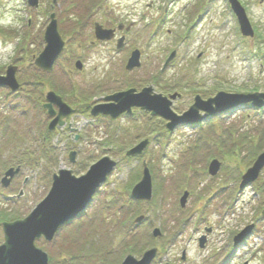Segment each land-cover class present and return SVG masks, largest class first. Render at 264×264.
Returning a JSON list of instances; mask_svg holds the SVG:
<instances>
[{
  "label": "rangeland",
  "instance_id": "374dc122",
  "mask_svg": "<svg viewBox=\"0 0 264 264\" xmlns=\"http://www.w3.org/2000/svg\"><path fill=\"white\" fill-rule=\"evenodd\" d=\"M239 1L256 30L255 38L241 34L230 0H38L37 7L29 5V0H0V75L10 66L16 68L20 80L40 73L34 58L44 52L49 16L55 13L66 46L55 62L50 83L62 90L72 107L81 99L88 98L90 103L129 88H136L137 93L147 87L163 95L180 93L182 97L172 108L178 114L188 112L197 99H212L221 92L264 94V0ZM96 24L115 34L99 40ZM119 25L131 31L115 29ZM137 50L142 65L127 72L132 52ZM173 51L175 59L163 71ZM77 61L83 65L81 71ZM34 91L42 95L54 90L48 86L43 93L39 84L32 83L16 96L0 89V121L15 116L5 125L12 128L15 122L22 126L29 122L41 134L39 123L48 118L33 108L32 103L41 100ZM197 95L201 97L195 101ZM250 107L242 104L239 108L243 110L173 134L161 115L151 118L140 112L108 119L110 115L103 113L92 117L91 109L76 113L69 122L84 129V139L62 140L56 154L45 151L56 164L52 176L71 170L88 174L101 162L99 173L104 170L103 159L109 157L115 167L107 172L109 178L99 187L86 217L75 220L66 234L62 231L49 242L41 236L34 246L48 254V264H123L128 255L140 258L137 249L152 243L148 241L152 230L160 228L163 236L153 238L157 244L153 247L162 246L167 253L153 264H264V172L252 188H239L252 159L264 150V138H258L264 130V108L254 111ZM94 121L99 127L85 132L87 123ZM254 128L258 130L252 132ZM147 129L153 134L145 135ZM144 141L148 144L142 153L128 154ZM28 145L26 151L42 148L35 141ZM215 158L221 168L211 176L208 168ZM145 168L150 169L159 195L150 202L131 201V190L143 182ZM42 178L46 189L36 187L28 197L33 196L34 201L17 213L25 216L51 193L56 180L52 184L49 175L48 184ZM184 190L191 196L182 209L179 199ZM142 215L147 220L136 227L135 220ZM87 217L91 223L85 227L91 242L80 240L77 251L70 242L76 240L73 232ZM0 221L10 220L1 215ZM253 223L257 227L246 247L233 255V238ZM72 225L76 227L72 229ZM207 226L213 230L207 247L201 249L199 239ZM3 239L0 230V244ZM96 242L104 245L105 254L92 249ZM184 251L186 261H182Z\"/></svg>",
  "mask_w": 264,
  "mask_h": 264
},
{
  "label": "water",
  "instance_id": "95a60500",
  "mask_svg": "<svg viewBox=\"0 0 264 264\" xmlns=\"http://www.w3.org/2000/svg\"><path fill=\"white\" fill-rule=\"evenodd\" d=\"M230 3L231 9L240 25L242 34L254 37L255 33L245 8L239 0H230ZM29 4L37 7L38 0H29ZM119 29H122V27L120 26ZM113 35L114 31L105 30L102 26L96 24V36L99 40L112 38ZM123 40L120 41L119 46L124 43ZM45 41L47 46L45 47L44 52L36 59L35 64L37 67H41V69L43 68L46 72H51L59 54L65 46V41L62 39L58 31V23L55 18L51 19L46 30ZM174 55L175 53H173L168 59L165 67L169 64ZM140 59L141 53L138 50L133 52L131 58L129 59L127 69L131 71L140 67ZM78 64V68H81V63L78 62L77 66ZM2 87L10 89L11 92H15L20 88V84L16 78V68L14 66H10L7 69L5 76H0V88ZM175 98L176 95L169 98L162 94H156L154 93L153 87H147L141 93H137L135 89H131L129 91L117 93L113 96L107 97L106 100L109 103L96 106L93 109L92 114L96 116L103 113L116 118L125 112L131 113L133 107H140L144 110L151 111L153 115H161L162 117L171 120L172 123L168 124V127L169 129H172L177 125H188L200 120V110L205 111L207 115H213L217 112L228 109L236 110L245 103H253L259 107L264 105V94L261 93L243 95L221 92L215 98L208 101L197 99L196 105H194L188 113L181 117H177L171 109L172 100ZM258 100H261L260 103ZM46 101L48 103L44 105V108L48 110L51 117H54V120L50 124V130L55 128L57 124L64 126V119L68 117L73 110L70 109L63 102L61 97L56 95L54 92L48 93ZM53 105L59 107L60 111L58 115L54 112ZM85 107H89V105H85ZM147 144L148 141H144L128 154L138 155L142 153V150ZM260 158L261 160L259 162L256 161L253 168L249 169L244 175L241 189H244L250 183L258 179L260 172L264 167V155ZM98 163L91 167L86 176L79 179L73 177L71 172L63 171L60 177L55 178L56 181L53 190L49 194L48 198L40 203L28 217L16 222L3 224L5 242L0 246V261L3 262V264H48L47 254L34 246L35 239L45 236L46 239L51 240L57 233L60 224L57 223L54 212L59 211V209H57V206L60 207L58 200H62L61 210L59 212L64 213L69 217H75L88 205L96 188L100 185V183L105 181L107 172L110 171V167L115 166V163L110 158H105L102 162L104 170L101 169V171H104L105 173H102L101 171L98 173V168L100 167L101 162L99 164ZM219 168L220 163L217 160H214L210 166V173L212 175L217 174ZM95 172L98 173L97 177H94ZM61 185L64 186V192H61L57 197V194L59 193L57 192L58 187ZM133 192L140 195L143 200H151L152 185L148 169H145L143 182L138 184L134 188ZM187 197L188 193H186L181 200L182 207H185ZM62 207L64 208L62 209ZM142 219L143 217L137 219V222H140ZM32 228H37L40 231L31 237L27 234V230ZM250 232L251 228H248L242 232L238 238H246ZM160 235V229H155L154 236L158 237ZM200 245L201 247L204 246L203 240ZM156 255L157 249L153 248L147 251L140 260L133 256H128L123 264H151Z\"/></svg>",
  "mask_w": 264,
  "mask_h": 264
},
{
  "label": "bare ground",
  "instance_id": "6f19581e",
  "mask_svg": "<svg viewBox=\"0 0 264 264\" xmlns=\"http://www.w3.org/2000/svg\"><path fill=\"white\" fill-rule=\"evenodd\" d=\"M53 18H55V20L57 21L55 13H51L50 16H49L50 21ZM253 30H255L254 27H253ZM46 46L47 45L45 44V47ZM64 50L65 49H63L61 51V53L59 54L58 58H61V56L64 53ZM54 66H55V64H54ZM36 68H37V70L40 71L39 75H41V77L44 78L43 81L41 80V84H40V91H43V93H44L45 89L47 88L46 87L47 72L45 70H43V68L41 69V67L40 68L36 67ZM26 86H28V85H26ZM24 90H25V87L24 88H19L17 91L11 92V94L17 96V95H20V93L22 94L24 92ZM33 95L35 97H37V98L39 97V99H41V101H44V100H46L48 98L47 92L45 94H42V95H37V92L34 91ZM59 111H54V112L56 113V115H58ZM228 114H231V112H226L225 113V115H228ZM2 126H4V125L2 124ZM55 128H52L50 130L51 134H59V131L57 129H55ZM257 130H258L257 128H254L251 131L255 132ZM255 134H257V133H255ZM255 138H257V137H255ZM258 138L259 139L261 138L260 140L263 141L264 130H261V135H259ZM33 141H36V136L34 134L28 133L26 138H24L22 140H16L12 135L6 133L4 131V129L0 128V142L3 143L7 147V149L10 152H12V153H17V154L25 153V151H26L25 149L28 148V143H33ZM254 148H256V147H254ZM252 151H253V149H252ZM262 155H264V150L262 152H260V153H258V152L256 153L254 158L257 159V162H259L261 160L260 157ZM109 158H111V157H109ZM43 162H44V160H41V159H38V158H30L29 159V166L27 168H23V169L20 168V169L15 170V171H13V170H4V172H0V208L12 207L14 205L12 198H14L17 201V205L16 206H19V205L25 204V203L29 204V202L31 203V202L34 201V197L33 196L30 199L28 197L30 196L31 192L35 189L36 184L39 183V185H40V183H41V177H42L41 176V164ZM18 179L23 182L24 186H21V184H20L13 191L11 189L12 188L11 184H13V182L15 180H18ZM150 181H151V185H154V181H153L152 176H150ZM246 189L247 188L240 189V191H243V190H246ZM57 192H59L57 194V197H58L61 192H64V186L61 185L60 187H58V191ZM21 193H23V194H21ZM48 196H49V194H47L46 198H48ZM129 198H130L131 201H134V202L141 201V199H142L140 197V195L136 194L133 191H131V194L129 195ZM181 200L182 199L180 198V202H181ZM58 201H59L58 204H59L60 207L57 206V209H59V211H60L61 210V205H62V200H58ZM63 208L64 207H62V209ZM59 211L54 212V215H56L55 217L57 219V223L60 224V226L62 228H61V230L57 231V233L59 232V234H55L56 236H59L62 231L64 232V234H66L65 230L71 224V221L74 220V218L72 216L69 217L68 215H66L64 213H61ZM20 220H23V219H20ZM17 221H19V220H17ZM0 226H2V224H0ZM72 227H73V225H72ZM210 228H211V226H207V227H205L203 229L204 232H201V238H204L207 235L206 238H205V242L206 243H208V235L210 233ZM39 231L40 230L37 229V228H32V229L27 230V234L32 237V236L36 235ZM75 235H76L77 238L86 239V236H85L84 232L82 231L81 227L79 228V230H76ZM150 235H151L152 238L149 236V240L148 241L152 242V243H150V244L145 243V249L146 248L153 249V241L152 240H153V238H155V239L157 238L156 236H154V230H152ZM134 238H136V237H134ZM39 240H40V238H36L35 239V243L38 242ZM201 242H202V239L200 240V244H201ZM247 243H248V240L246 238L240 239V238H238V236H235L233 238V245H234V248L237 250V252H240L242 249H244L246 247ZM92 249L94 251L95 250L97 251L98 250V246L96 244L92 245ZM90 255H92V254H89L88 256H90ZM185 259H186V257H182V260H185ZM0 264H3V262H1Z\"/></svg>",
  "mask_w": 264,
  "mask_h": 264
},
{
  "label": "flooded vegetation",
  "instance_id": "af4514ba",
  "mask_svg": "<svg viewBox=\"0 0 264 264\" xmlns=\"http://www.w3.org/2000/svg\"><path fill=\"white\" fill-rule=\"evenodd\" d=\"M102 101V100H100ZM45 141L47 139H44ZM45 149H46V146H44V149H43V153L42 154H33V153H30V154H8V153H0V172H4V170H8L9 168L5 169V162L12 158V157H16V156H21L22 159H20L18 161L17 164H11V167H14V168H18L20 167L21 169L23 168H27L29 166V159L30 158H38V159H41V160H44V162L41 164V176L43 177L42 180L47 182L49 184V175L52 176V173L54 172L55 168H56V164L53 165L52 163V160H50L49 156H47V153H45ZM51 155V154H49ZM11 156V157H10ZM59 156H57L58 158ZM56 158V157H55ZM55 161V160H53ZM10 167V168H11ZM21 184V186H24L23 182L21 180H15L13 182L12 185V190L14 191L19 185ZM39 186V183L36 184V187ZM35 187V188H36ZM46 185L44 186L42 184V182L40 183V189L42 190L43 188L46 189ZM23 194V193H21ZM13 200V206L12 207H9V208H0V216L1 215H4V218H6V220H12L10 219L12 215L16 214V210L18 208H20V210L24 209L26 207V205H28V203H25V204H21L19 206H16L17 205V201L12 198ZM30 203V202H29ZM15 206V207H14ZM3 221V220H2ZM0 221V224H3V222ZM0 230H1V226H0ZM212 228H210V233H212ZM209 233V234H210ZM207 236V235H206Z\"/></svg>",
  "mask_w": 264,
  "mask_h": 264
},
{
  "label": "trees",
  "instance_id": "16d2710c",
  "mask_svg": "<svg viewBox=\"0 0 264 264\" xmlns=\"http://www.w3.org/2000/svg\"><path fill=\"white\" fill-rule=\"evenodd\" d=\"M263 54H264V52H263ZM30 78H32V79H30ZM29 79H22L23 81H24V83L25 84H32V83H35V84H41V80L43 81L44 80V78L43 77H41V75H39V74H35L34 76H32V77H30ZM28 82H30V83H28ZM48 84L50 85V87L52 88V89H56V87L52 84V83H50V80H48ZM34 100V99H33ZM39 100H37V102H38ZM37 102H36V100L32 103V104H37ZM38 106H39V108H40V106H41V102L39 101V103H38ZM41 109V108H40ZM14 118H15V116H8V117H4L3 118V120L2 121H0V127H2V124H3V122L5 123V121H7V120H12V121H14ZM15 124V123H14ZM24 132V131H23ZM6 133H8V132H6ZM8 134H10V133H8ZM150 134V132H147V135H149ZM152 134V133H151ZM11 135V134H10ZM15 138V137H14ZM16 139V138H15ZM17 140V139H16ZM11 154H15V153H11ZM11 157V156H10ZM20 160V158H19V156H16V157H12V158H10L9 159V164H13V163H15L16 161H19ZM156 193H158V188L156 189ZM85 234V236H86V239H79L78 241H76V243H73V244H75L74 245V248H77V251H80V249L78 248V242L80 241V240H82V241H88L89 243L91 242V240H90V238L92 237V236H89V235H91L89 232H88V234L87 233H84ZM98 246V245H97ZM100 247H101V249H100ZM98 248H99V250H100V252L101 253H104L105 254V251H104V249H105V247H104V245H101V244H99V246H98ZM100 253V254H101ZM75 259V258H74ZM101 262H102V260H100Z\"/></svg>",
  "mask_w": 264,
  "mask_h": 264
},
{
  "label": "clouds",
  "instance_id": "9594fccd",
  "mask_svg": "<svg viewBox=\"0 0 264 264\" xmlns=\"http://www.w3.org/2000/svg\"><path fill=\"white\" fill-rule=\"evenodd\" d=\"M12 47H13V45H11V44H10V45H8V48H9V49H11Z\"/></svg>",
  "mask_w": 264,
  "mask_h": 264
}]
</instances>
